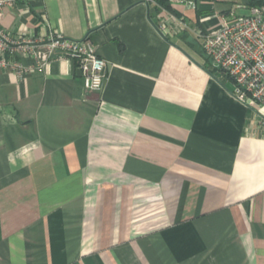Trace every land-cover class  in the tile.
Here are the masks:
<instances>
[{
    "label": "crops",
    "instance_id": "0c3cea01",
    "mask_svg": "<svg viewBox=\"0 0 264 264\" xmlns=\"http://www.w3.org/2000/svg\"><path fill=\"white\" fill-rule=\"evenodd\" d=\"M186 1L173 13L208 30L248 9ZM155 12L145 0L5 9L12 37L87 39L107 67L101 92L58 54L23 77L0 71V264H264V122Z\"/></svg>",
    "mask_w": 264,
    "mask_h": 264
},
{
    "label": "built area",
    "instance_id": "2783aa9c",
    "mask_svg": "<svg viewBox=\"0 0 264 264\" xmlns=\"http://www.w3.org/2000/svg\"><path fill=\"white\" fill-rule=\"evenodd\" d=\"M17 1L0 0V22L5 9ZM145 2L155 8L153 20L159 32L165 37L190 33L218 69L220 78L230 82L232 96L264 122V6L248 7V15L231 14L220 27L208 30L188 23L154 0ZM179 3L195 8L193 1L179 0ZM57 54L76 62L85 92L102 91L107 64L87 39L72 40L60 34L48 39L14 38L0 27V71H12L23 77L43 69ZM23 59L32 60L31 65L26 66Z\"/></svg>",
    "mask_w": 264,
    "mask_h": 264
},
{
    "label": "trees",
    "instance_id": "16d2710c",
    "mask_svg": "<svg viewBox=\"0 0 264 264\" xmlns=\"http://www.w3.org/2000/svg\"><path fill=\"white\" fill-rule=\"evenodd\" d=\"M161 8H164L166 10H168L169 12H173L172 6H171V2L170 0H154ZM248 7H254V6H264V0H248L247 3ZM207 60L209 61L210 65H211V73H215L218 72V69H216L215 67L212 66L211 61L207 58Z\"/></svg>",
    "mask_w": 264,
    "mask_h": 264
},
{
    "label": "rangeland",
    "instance_id": "374dc122",
    "mask_svg": "<svg viewBox=\"0 0 264 264\" xmlns=\"http://www.w3.org/2000/svg\"><path fill=\"white\" fill-rule=\"evenodd\" d=\"M230 6H233L232 4ZM234 13L237 15V16H242V15H248L249 14V9L245 8V7H237L236 6L234 7ZM229 86H231L230 82L228 83Z\"/></svg>",
    "mask_w": 264,
    "mask_h": 264
}]
</instances>
